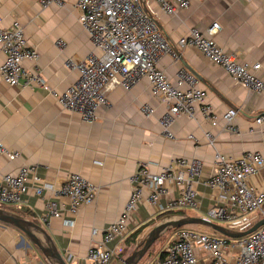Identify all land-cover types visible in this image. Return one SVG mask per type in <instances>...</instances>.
<instances>
[{"label":"crops","instance_id":"crops-1","mask_svg":"<svg viewBox=\"0 0 264 264\" xmlns=\"http://www.w3.org/2000/svg\"><path fill=\"white\" fill-rule=\"evenodd\" d=\"M63 1V6L43 7L42 0H0V28L14 24L24 28L29 45L39 52V59L27 60L25 66L40 71L58 92L65 91L78 78L76 71L66 67V59L79 60L93 48L80 24L77 0ZM143 4L171 43L187 35L192 27L204 30L218 22L220 29L215 39L219 45L242 61L261 63L259 75L264 79V0H191L190 7L175 16L166 14L155 0H143ZM59 39L67 42L64 49L57 45ZM5 59L0 46V62ZM180 59L201 76L200 87L207 91V102L220 117L218 123L212 125L201 111L194 118L181 115L172 126L174 138L165 137L160 124L167 104L153 96L146 79L131 90L116 88L110 92L109 106L99 108L94 123H87L80 114L62 108L56 98L41 87L11 86L0 81V144L20 154L15 159L7 154L0 156V180L7 174H16L24 165H34L45 182L59 186L71 174L80 173L97 186L94 201L76 213L71 212L67 197L57 198L62 215L50 217L48 221L44 220L46 202L54 197L50 191L38 195L31 186L22 203L12 207L40 221L69 264H86L90 247L104 239L105 228L121 215L131 194L130 178L143 164L158 172L173 159H202L204 171L194 185L199 195L198 207L181 211L186 215L208 217L220 194L208 184L216 153L231 158L248 151L264 154V123H256L264 114V99L191 47L179 49L178 62L169 55L161 58L159 65L173 82L183 66ZM144 103L155 108L154 115L146 116L141 111ZM229 108L238 112L235 124L239 133L227 130L221 117ZM206 132L215 136L214 145L209 143ZM249 183L262 189L264 168L251 176ZM169 188L170 194L160 199L163 206L179 193L175 186L169 184ZM146 195L147 192L129 218V231L121 243L123 251L112 264L125 258V249H133L144 233L159 221L158 217L168 211H180L161 209L149 203ZM249 215L229 227L243 230L254 224L256 217ZM175 234L176 231H172L159 246L153 245L140 264L161 254ZM18 237L24 238L17 230L0 225V264H39L40 258L18 246ZM234 243L225 250L233 259L237 253ZM32 251L37 255L34 249ZM196 253L199 262L209 261L200 248Z\"/></svg>","mask_w":264,"mask_h":264},{"label":"built area","instance_id":"built-area-1","mask_svg":"<svg viewBox=\"0 0 264 264\" xmlns=\"http://www.w3.org/2000/svg\"><path fill=\"white\" fill-rule=\"evenodd\" d=\"M155 1L170 16L179 14L191 5V0ZM52 4L63 6L65 2L42 0L43 7ZM77 8L80 24L88 33L93 48L79 60L66 59V67L78 73L74 83L65 91L58 92L40 71L25 66L27 60L37 61L39 52L29 45L24 28L19 24L0 28L1 51L6 55V59L0 62V81L11 86L41 87L49 91L62 108L80 114L87 123H94L98 119L99 108L109 106L110 92L116 88L131 90L139 81L146 79L153 96L167 104L160 124L164 136L174 138L172 126L181 115L194 118L201 111L212 125H216L220 117L207 102L208 93L200 87L197 77L180 66L176 82H173L159 65L165 55L178 62L179 49L191 47L264 99V79L259 75L262 64L242 61L219 45L215 39L220 29L218 22L204 30L192 27L187 35L171 43L147 12L143 0H77ZM57 45L64 49L67 42L59 39ZM141 111L146 116H152L155 108L144 103ZM237 113L235 108H229L221 116L227 130L232 133H239L235 124ZM256 123H264V114L256 119ZM205 135L214 145L213 133L206 132ZM189 137L196 140L194 135ZM3 154L12 159L20 156L18 152H10L0 144V156ZM204 166L200 158L173 159L158 172L151 171L143 164L130 178L131 194L121 215L105 228L104 239L90 247L86 264H112L121 255V243L129 231V218L146 192L147 201L159 205L161 209H196L199 195L194 185L199 181ZM214 166L208 184L218 189L220 194L218 203L210 208L208 218L223 224L238 221L251 213L263 212L264 187L257 189L249 183V178L264 168L262 152L248 151L237 158L217 152ZM169 184L178 188L179 193L163 206L160 199L170 194ZM31 186L38 195L47 191L53 193L54 197L46 202L45 221L50 217H61L57 198L67 197L71 212L76 213L82 206L91 204L97 194V186L80 173L71 174L57 186L45 182L36 172V166L24 165L16 174H7L0 180V205H20ZM174 231L176 234L163 252L146 264H264V225L239 239L186 227ZM232 242L237 248L234 259L225 252ZM197 248L208 255L207 263L199 262ZM39 264L44 263L40 261Z\"/></svg>","mask_w":264,"mask_h":264},{"label":"water","instance_id":"water-1","mask_svg":"<svg viewBox=\"0 0 264 264\" xmlns=\"http://www.w3.org/2000/svg\"><path fill=\"white\" fill-rule=\"evenodd\" d=\"M183 66L195 77L201 76L180 59ZM0 225L9 226L22 233L39 250L40 254L49 264H69L67 259L57 247L49 231L36 219L15 210L14 208L3 207L0 205ZM187 225L203 228L209 232L216 233L229 239H239L250 235L264 225V216L254 222L250 227L239 230L227 225L212 221L204 216L179 215L165 221L155 223L142 238L136 243L133 252L126 258L120 259L118 264H140L153 244L165 233L177 230Z\"/></svg>","mask_w":264,"mask_h":264},{"label":"rangeland","instance_id":"rangeland-1","mask_svg":"<svg viewBox=\"0 0 264 264\" xmlns=\"http://www.w3.org/2000/svg\"><path fill=\"white\" fill-rule=\"evenodd\" d=\"M15 206V204H8V205H6V207H9V208H12V207H14ZM179 215H171V216H165V217H163V218H161V219H159V221L157 222V223H159V222H162V221H165V220H167V219H169V218H173V217H178ZM256 217V219L255 220H260L263 216H264V210H263V212H260V213H251L248 217ZM223 225H227V226H231L232 225V223H223ZM203 229V228H202ZM19 232V231H18ZM172 233V230H170V231H168L167 233H165L159 240H157L153 245H155L156 247L157 246H159L160 245V242L161 241H165L166 239H167V237H169V235ZM20 234H22L21 232H20ZM23 236V235H22ZM135 243V242H134ZM18 246L19 247H21L23 250H25V251H28V250H30L33 254H34V256H37L36 258H40V260L44 263V264H49L44 258H43V256L40 254V252H39V250L30 242V240L27 238V237H25L24 236V238L23 237H18ZM135 246H136V244H135ZM135 246L133 247V249H129V248H127V249H125V252L123 253V256L126 258V257H128L132 252H133V250L135 249ZM152 248V247H151ZM35 250V252H36V254L37 255H35V253L32 251V250ZM39 260V259H38ZM144 260V259H143ZM142 260V261H143Z\"/></svg>","mask_w":264,"mask_h":264},{"label":"trees","instance_id":"trees-1","mask_svg":"<svg viewBox=\"0 0 264 264\" xmlns=\"http://www.w3.org/2000/svg\"><path fill=\"white\" fill-rule=\"evenodd\" d=\"M3 207H6V206H3ZM171 215H186V212H184V211H177V212H175V211H168L166 214H162L160 217H158V218H163V217H165V216H171ZM252 225V224H251ZM250 225V226H251ZM250 226H248V227H250ZM184 227H186V228H191V229H198V230H202V231H205L204 229H202V228H199V227H195V226H193V225H187V226H184ZM134 242H135V240H134ZM151 249V248H150ZM149 249V250H150Z\"/></svg>","mask_w":264,"mask_h":264}]
</instances>
